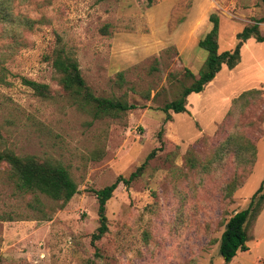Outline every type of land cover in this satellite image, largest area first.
<instances>
[{"label":"rangeland","instance_id":"1","mask_svg":"<svg viewBox=\"0 0 264 264\" xmlns=\"http://www.w3.org/2000/svg\"><path fill=\"white\" fill-rule=\"evenodd\" d=\"M33 28L0 24V149L62 163L79 191L66 204L18 188L0 163L3 264H264V206L248 247L230 263L219 252L229 218L264 183V41L247 40L240 63L167 111L192 84L207 51L199 40L220 19V51L264 17V0H11ZM264 34V22L259 23ZM64 44L97 96L138 107L95 117L67 91L50 58ZM24 79L49 86L38 94ZM260 90V94L250 93ZM100 225L94 189L129 175Z\"/></svg>","mask_w":264,"mask_h":264},{"label":"trees","instance_id":"2","mask_svg":"<svg viewBox=\"0 0 264 264\" xmlns=\"http://www.w3.org/2000/svg\"><path fill=\"white\" fill-rule=\"evenodd\" d=\"M210 20L213 23L211 30L199 40L200 48L207 51V57L199 71V76L196 77L190 72L194 78L192 84L183 88L180 96L167 106V111H186V100L190 94L203 91L206 85L213 81L222 70L223 66L233 69L240 63L241 49L247 40L255 38L259 42L264 41V34L259 26L260 22H264V17H262L255 23L246 25L237 33L238 42L234 49L220 51L219 16L213 13ZM34 22L25 16L15 15L12 11L11 0H0V24H17L31 29ZM50 58L53 67L60 74V83L63 88L80 95L86 103L90 104L94 109L95 117L100 118L104 115L126 112L138 107L126 99L95 95L86 83L78 59L67 50L64 44L60 43L54 47ZM5 71L6 68L2 67L0 83L7 82ZM24 81L38 94L49 95L50 90L47 84L31 79H24ZM252 92L260 94L261 91L250 89L244 94L248 95ZM152 157H154V152L150 153L146 161L138 166L129 177L119 175L113 183L100 189H94L99 203L100 225L93 234V242L101 239L108 230L107 202L113 196L116 188L120 183L130 187L141 176L147 162ZM1 162H6L9 165L18 188L22 190L40 191L54 200L62 201L63 205L79 191L78 183L67 167L52 159H42L32 154L18 155L11 149H0ZM263 206L264 183L253 194L248 206L235 212L226 223L219 244V252L225 263H230L239 251L249 249L248 225L259 215ZM0 264H3L1 258Z\"/></svg>","mask_w":264,"mask_h":264}]
</instances>
